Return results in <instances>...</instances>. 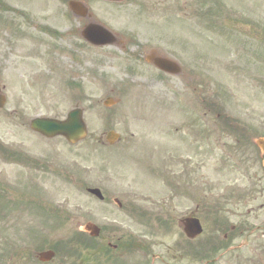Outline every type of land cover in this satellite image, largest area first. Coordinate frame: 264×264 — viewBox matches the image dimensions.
<instances>
[{
  "label": "rangeland",
  "instance_id": "rangeland-1",
  "mask_svg": "<svg viewBox=\"0 0 264 264\" xmlns=\"http://www.w3.org/2000/svg\"><path fill=\"white\" fill-rule=\"evenodd\" d=\"M85 1L94 20L123 43H86L79 33L87 19L73 16L66 0H0V84L6 96L0 109V187L12 205L0 218V252L7 247L0 264H21L16 254L24 259L28 253L25 264H42L34 261L38 250L29 242L37 241L24 232L53 219L20 211L25 204H17L36 197L37 188L43 200L33 199L68 216L66 227L45 228L50 241L80 230L90 211L100 217L101 207L93 203L90 210L84 188L93 185L113 188L109 193L115 195L136 193L142 204L155 205L161 225L158 218L167 219L170 202L165 179L152 180L149 173L158 171L161 178L170 166L173 176L180 174L182 159L197 151H204V216L211 226L215 196L220 190L229 195L232 177L215 156L234 145L236 131L264 133V0ZM152 49L177 61L182 73L165 74L145 63ZM107 97L117 101L105 106ZM74 107L83 111L87 134L73 145L29 128L32 117L63 119ZM108 130L120 136L112 147L105 141ZM4 149L35 163L7 158ZM182 206L181 198L174 201L178 217ZM262 214L258 220L250 216L254 226H264ZM174 231L158 226L156 264H204L196 248L182 254L175 244L179 229ZM203 233L188 248H207L204 242L214 234L207 227ZM260 235L248 237L252 245L241 251L243 257L235 260L231 250L210 257L215 264H245L249 257L264 264ZM43 264L64 263L55 255Z\"/></svg>",
  "mask_w": 264,
  "mask_h": 264
},
{
  "label": "flooded vegetation",
  "instance_id": "flooded-vegetation-1",
  "mask_svg": "<svg viewBox=\"0 0 264 264\" xmlns=\"http://www.w3.org/2000/svg\"><path fill=\"white\" fill-rule=\"evenodd\" d=\"M119 38L122 37L119 36ZM233 135L235 136L234 145H225L224 151L215 156L216 163L224 165L232 173V177L229 179V186L226 188L230 192L229 195H224V192L220 190L219 194L215 196L212 207L214 218L211 226L205 224L204 216V151L203 153L197 151L194 155H186L182 159L180 174L175 173L173 176L170 166L166 167L167 171H165L164 177L160 178L158 171L149 173L152 180L159 179L162 181L165 179L166 193L170 202L168 201L167 219L159 218V223L162 226L157 225V217L154 212L155 205L146 201L142 204L136 193L122 192L121 195H115L109 193L110 190H115L113 188L105 185H93L84 188L99 189L101 198L90 193L87 194L90 197V210H92L93 203L101 207L100 217H96L90 211L89 217L81 229L72 231L71 234H79L82 239L74 238L72 235L70 240L64 238L63 240H67L68 247L60 245L62 239L57 241L47 239L44 233L45 228L50 232L66 227L68 216L62 215L54 207L45 206L44 201L43 203L41 201L44 196L37 197L40 194L38 188L36 190L37 195L33 198H40L41 200L31 197L17 198V204L23 203L26 207L20 211L30 213L29 209H31L42 218L53 219V222L52 225H43L44 227H28L24 233L30 240L35 238L37 244L34 241L29 242L34 243L36 251L52 250L53 258L57 255L63 259L64 264H156L158 226L164 228L167 233H174L175 228L179 229V239L175 244L182 250V254H187L189 251L188 244L198 241L207 227L214 235H209L207 237L209 240H206L207 242L204 244L213 245L218 250L222 248L231 250L235 260L243 257L241 251L252 245L248 241V237L257 231H260V236L264 237V231H261L264 226L262 224L254 226L250 217L253 215L255 220H258L259 213L263 211L264 214V170L261 164L264 154L253 144L254 138L264 136V133L239 130ZM190 147L193 148L192 144ZM200 148V146L196 147L197 150ZM4 192V189L0 187V197L5 198ZM178 198L183 201L180 217L176 215V207H174V201H177ZM5 205L7 208L5 216H7L12 205L8 200L5 201ZM112 206L116 207L117 212L112 209ZM188 218L197 219L202 227V233L193 239H189L185 234L186 221L183 220ZM43 223L47 224V222ZM86 226H89V231L85 230ZM68 228L72 230L76 227L70 225ZM96 230L98 231L97 234H92ZM240 237L242 240L237 241ZM14 243L16 244V242H10L11 245ZM198 244L200 242L196 245ZM190 248H196L200 251L196 246H190ZM38 252L36 259L34 258L37 263H48L53 259L40 261L37 258ZM203 256L201 261H204ZM16 257L18 262L21 261V264H25L31 258L30 253L24 259L19 254H16ZM245 261V264H255V260L250 257Z\"/></svg>",
  "mask_w": 264,
  "mask_h": 264
},
{
  "label": "water",
  "instance_id": "water-1",
  "mask_svg": "<svg viewBox=\"0 0 264 264\" xmlns=\"http://www.w3.org/2000/svg\"><path fill=\"white\" fill-rule=\"evenodd\" d=\"M109 1H119V0H109ZM68 6L73 12L74 15L77 16H85L87 14V6L85 5L83 0H70L68 2ZM90 18V14H88ZM81 36L87 40L88 42L94 45H108L116 42L115 36L106 29L101 24H98L94 21H89L87 25L81 31ZM145 60L148 63L153 64L159 70L170 73V74H179L181 69L179 65L170 60L167 57L159 55L155 50H151L146 54ZM0 87V108H2L5 104V96L2 94ZM115 102L114 99L107 98L104 101V104L109 106ZM29 125L31 129L39 132L40 134L46 137H54L57 135H61L65 137V139L70 143H75L79 141L86 135V126L82 118V110L80 108H74L67 113V116L64 120H59L56 118L49 117H35L30 120ZM119 138V135L114 131H109L106 134V140L112 144ZM255 145L260 148V150L264 153V137L256 138L254 141ZM262 165L264 168V156L262 158ZM88 191L92 194H95L99 198H101V193L98 189H88ZM186 234L190 238H194L199 235L202 231L201 226L197 219L188 218L186 220ZM85 230L89 231V226L85 227ZM91 232V231H90ZM97 230L92 234H97ZM53 252L44 251L38 254V258L41 261H48L52 258Z\"/></svg>",
  "mask_w": 264,
  "mask_h": 264
},
{
  "label": "trees",
  "instance_id": "trees-1",
  "mask_svg": "<svg viewBox=\"0 0 264 264\" xmlns=\"http://www.w3.org/2000/svg\"><path fill=\"white\" fill-rule=\"evenodd\" d=\"M0 200H1V198H0ZM1 203V202H0ZM75 238H80L81 239V237L80 236H76ZM209 264H214V263H209Z\"/></svg>",
  "mask_w": 264,
  "mask_h": 264
}]
</instances>
